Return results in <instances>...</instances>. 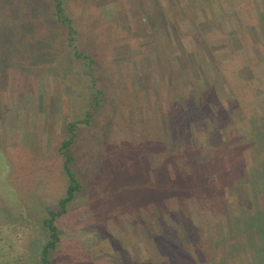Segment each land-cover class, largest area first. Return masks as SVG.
Instances as JSON below:
<instances>
[{"label":"rangeland","instance_id":"1","mask_svg":"<svg viewBox=\"0 0 264 264\" xmlns=\"http://www.w3.org/2000/svg\"><path fill=\"white\" fill-rule=\"evenodd\" d=\"M62 8L105 102L71 151L81 191L55 223L51 264H252L264 238V0ZM53 12L51 0H0V37H16L0 45V264H41V224L67 186L66 124L91 97ZM151 121L182 125L174 154H151Z\"/></svg>","mask_w":264,"mask_h":264},{"label":"trees","instance_id":"2","mask_svg":"<svg viewBox=\"0 0 264 264\" xmlns=\"http://www.w3.org/2000/svg\"><path fill=\"white\" fill-rule=\"evenodd\" d=\"M51 1L53 4V9H54V12L52 14L54 21L58 25L63 26L65 28L67 32V45L72 48L71 51L73 54V58L76 61L78 60L81 63H83L87 70L86 73L89 76V80H90L89 82L91 83V93H90L91 97L89 99L87 106L85 107L86 109H85L83 118L73 124L72 123L66 124V130H67V133L69 134V137L62 141L59 150L63 152L62 153V170L67 179V186H66L65 196L59 201L58 208L55 211L47 209V217L42 221L41 225L44 228L45 232L47 233L48 239L45 242V244L42 245V249L40 252L39 262H41V264H51L50 253L55 249L56 244L58 243V238H59L57 226L55 223L58 219H60L62 216L65 215L68 205L71 204L75 200L76 195L81 191V184L79 182V178L75 170L73 169L74 164H76V162L79 159L76 157V153L71 152L74 149L75 144L77 143V139L79 135L78 131L80 129H83L82 131L83 136L87 135L91 131L93 127V125L91 126V124L93 123L95 119V114L97 113L98 110H100V108L103 107L104 102H105L104 93L102 92L101 89H98L96 86L98 84L99 77L97 74H95L96 66H95L94 60L90 56L82 52L78 48V46L75 44V37H74L75 32H74L71 20L64 13V10L62 8V0H51ZM15 39L16 37H0V45L5 42L12 43L13 41H15ZM189 108H190V111L192 112L191 114L189 112V116H192L193 118H195L193 115V113L196 112L194 111L195 109L191 107ZM160 111H165V110L160 108ZM183 112H184V109H183ZM256 114H258V112ZM205 117L207 118L205 121L208 124L210 122V120H208L209 117L207 116ZM156 124L158 125V122ZM156 124L155 122L151 121L149 122V126L147 127L148 129L147 133L151 134L150 136L151 145L152 143L155 142L160 146L159 150H156L154 149L156 148V145H154L155 147L152 149L151 154H155L158 151L167 152V150L171 151V153L174 154L176 152L178 145H176L175 147L173 144V141H175L174 139L179 138L181 136L183 132L181 128L182 125L177 123V125L173 128V130L169 128L164 132V130H161L160 127L158 129V126H156ZM188 125L190 126V127L187 126L189 128L188 132L190 133L191 136H193V133H192L193 132L192 131L193 122L189 123ZM191 136H190V139H191ZM250 137H251V134H250ZM248 140L249 142H251V138H249ZM194 147H195V144H194ZM204 150L209 152V147L206 146ZM210 159H211L210 154L205 153L198 157V162L200 164H204ZM164 160L165 162H167V158H164ZM163 165L165 166V164ZM203 168H205V166ZM203 174L204 172H201L200 178H203ZM212 200L213 199H211V201ZM261 206L262 207H260L259 209V212L261 213L259 215L261 219H264V215H263L264 203ZM260 235H264V229L261 231ZM261 248H264V238H259L258 245L255 247H252L253 249L252 258L254 260L252 264H263L264 255L259 260L256 259L261 254L260 252Z\"/></svg>","mask_w":264,"mask_h":264}]
</instances>
